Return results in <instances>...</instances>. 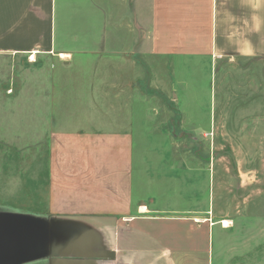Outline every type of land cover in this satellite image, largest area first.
Returning a JSON list of instances; mask_svg holds the SVG:
<instances>
[{"label":"crops","instance_id":"1","mask_svg":"<svg viewBox=\"0 0 264 264\" xmlns=\"http://www.w3.org/2000/svg\"><path fill=\"white\" fill-rule=\"evenodd\" d=\"M91 5H115L113 29L73 34ZM139 53L162 92L172 57L264 59V0H0V195L34 202L47 264H264L262 213H218L217 183L168 203V175L137 162L139 107L157 106L139 94ZM2 228L4 250L21 228Z\"/></svg>","mask_w":264,"mask_h":264},{"label":"rangeland","instance_id":"2","mask_svg":"<svg viewBox=\"0 0 264 264\" xmlns=\"http://www.w3.org/2000/svg\"><path fill=\"white\" fill-rule=\"evenodd\" d=\"M114 7L91 5L88 26L74 27L73 34L96 36L104 27L112 30L103 22ZM63 29L57 25L56 33L59 44L65 45ZM143 30L139 24L140 36ZM15 64L24 67L22 60ZM167 69L163 73L164 92L149 88L151 65L139 53V94L150 96L157 106L149 103L139 107L134 133L137 162L143 163L142 169L152 180L168 175L161 193L168 203L176 198L175 188L187 200L201 186L208 192L217 183V193L222 196L214 202L218 213L247 209L264 215V59L223 58L215 66L209 59L172 57ZM159 116L162 134L155 129ZM153 149L162 150L163 161L156 163V155L150 153ZM198 163L201 169H197ZM8 198L0 195V264H47L43 248L36 249L33 244L44 236V218L30 215L34 202ZM7 222L21 230L16 238L8 236L7 243L14 246L3 250L2 227ZM18 241L26 244L23 253L13 249Z\"/></svg>","mask_w":264,"mask_h":264},{"label":"bare ground","instance_id":"3","mask_svg":"<svg viewBox=\"0 0 264 264\" xmlns=\"http://www.w3.org/2000/svg\"><path fill=\"white\" fill-rule=\"evenodd\" d=\"M32 59H33V57H32ZM227 223H228L227 220H223L224 225H226Z\"/></svg>","mask_w":264,"mask_h":264}]
</instances>
